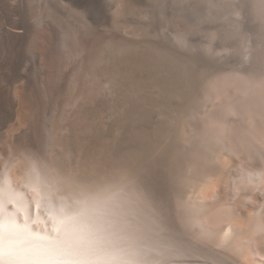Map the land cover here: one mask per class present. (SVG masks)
<instances>
[{"label": "bare ground", "instance_id": "6f19581e", "mask_svg": "<svg viewBox=\"0 0 264 264\" xmlns=\"http://www.w3.org/2000/svg\"><path fill=\"white\" fill-rule=\"evenodd\" d=\"M48 9L0 13L1 158L36 172L27 193L0 184V264H264L258 39L198 69L184 30L127 36L118 12L104 26ZM46 172L81 213L46 199Z\"/></svg>", "mask_w": 264, "mask_h": 264}, {"label": "rangeland", "instance_id": "374dc122", "mask_svg": "<svg viewBox=\"0 0 264 264\" xmlns=\"http://www.w3.org/2000/svg\"><path fill=\"white\" fill-rule=\"evenodd\" d=\"M120 1L121 0H0V13L4 8L22 2H27L31 5L34 3L36 7L38 6L46 9H56L62 6L63 8L69 9L68 11L71 12L70 5L72 3L74 13H69L73 19L80 18L84 15L89 20L96 19L95 21L102 22L104 26H107L111 21L115 22L116 19L118 20V18L114 20L113 18H115L117 12L120 15V11H118L121 7ZM131 1H133L131 3L132 9H134V7L135 9L133 11L131 10L132 12L127 11L123 13L124 15H117L120 17V25L125 24L127 27L129 26L128 28L125 27L127 30L124 28L125 30L123 31L126 33L134 27V31H130V34H136V36L139 37L142 34L140 27L150 28L151 26V31L153 29V34L156 32L155 34L157 36L160 34L163 36L177 37V34H179L178 32L184 30L181 33L186 32L188 44L198 48V69L206 68L208 70L211 68L213 70L221 66L225 68L233 66L238 59H243V46L246 45V40L253 41L255 37L258 39L255 40V42L258 41V43L256 42L257 45L253 41L255 45L260 47V50H264V48H262V44H264V0ZM127 14L128 16H126ZM107 18L110 20L108 21ZM128 33H126V35ZM130 37H132V35ZM141 37L142 36H140V38ZM252 37L254 39H252ZM185 54L186 53L180 54L184 60L189 57L187 55L186 57ZM236 58L237 60H235ZM217 60L221 61L215 62ZM208 61L213 62L216 66H213L212 63L208 65ZM230 62L232 63L229 65ZM10 79H13V82L17 84L21 82L22 73L12 74ZM201 106H205V104L201 103ZM1 112L0 110V117L2 116ZM3 119L0 118V124L4 121ZM3 131L0 125V138ZM94 133L97 135V131ZM1 156H5L3 146L0 149V184L12 182V184H17H13L15 189L19 188L18 190L20 192L27 193L26 190L29 191L30 183L35 177L36 172L33 171L29 163L23 159L17 162L19 159L16 160L13 158V160H16V163H12L11 158H1ZM11 170L12 174H9ZM47 176L49 177L47 172L45 173L47 179H44L42 175L39 176L40 180H43V186L46 187H44L45 193H49L50 191L53 194L46 193V199L53 202L51 204L54 207H56L55 205H59L57 206L58 208L72 209V211L81 213V210L87 205L88 199H86V197L84 198L82 195L78 196L77 193V195H74L75 192H73V190H70L72 191L70 193L69 188L67 186H62V184L58 187H54ZM13 177L15 179L14 181ZM51 196H53L52 199ZM54 201L57 203L54 204ZM81 206L84 207L82 208Z\"/></svg>", "mask_w": 264, "mask_h": 264}]
</instances>
